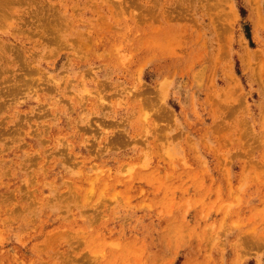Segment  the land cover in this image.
I'll list each match as a JSON object with an SVG mask.
<instances>
[{
	"label": "rangeland",
	"instance_id": "rangeland-1",
	"mask_svg": "<svg viewBox=\"0 0 264 264\" xmlns=\"http://www.w3.org/2000/svg\"><path fill=\"white\" fill-rule=\"evenodd\" d=\"M0 264H264V0H0Z\"/></svg>",
	"mask_w": 264,
	"mask_h": 264
}]
</instances>
